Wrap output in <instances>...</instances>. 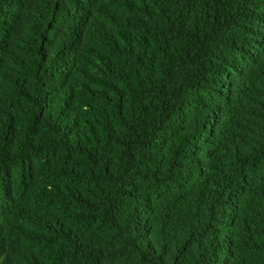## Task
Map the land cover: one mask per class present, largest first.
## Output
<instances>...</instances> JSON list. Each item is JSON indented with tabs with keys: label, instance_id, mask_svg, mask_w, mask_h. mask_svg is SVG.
Instances as JSON below:
<instances>
[{
	"label": "trees",
	"instance_id": "1",
	"mask_svg": "<svg viewBox=\"0 0 264 264\" xmlns=\"http://www.w3.org/2000/svg\"><path fill=\"white\" fill-rule=\"evenodd\" d=\"M0 264H264V0H0Z\"/></svg>",
	"mask_w": 264,
	"mask_h": 264
}]
</instances>
